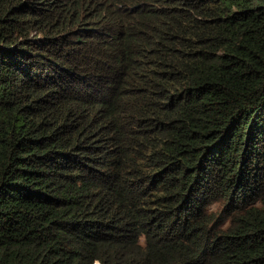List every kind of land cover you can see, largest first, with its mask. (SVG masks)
<instances>
[{"label":"trees","instance_id":"obj_1","mask_svg":"<svg viewBox=\"0 0 264 264\" xmlns=\"http://www.w3.org/2000/svg\"><path fill=\"white\" fill-rule=\"evenodd\" d=\"M264 264V0H0V264Z\"/></svg>","mask_w":264,"mask_h":264},{"label":"water","instance_id":"obj_2","mask_svg":"<svg viewBox=\"0 0 264 264\" xmlns=\"http://www.w3.org/2000/svg\"><path fill=\"white\" fill-rule=\"evenodd\" d=\"M95 264H97V262H95Z\"/></svg>","mask_w":264,"mask_h":264}]
</instances>
